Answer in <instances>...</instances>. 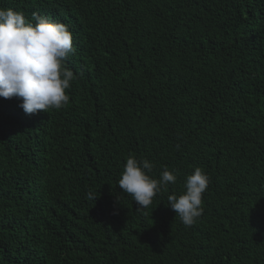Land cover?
<instances>
[{
  "label": "trees",
  "instance_id": "16d2710c",
  "mask_svg": "<svg viewBox=\"0 0 264 264\" xmlns=\"http://www.w3.org/2000/svg\"><path fill=\"white\" fill-rule=\"evenodd\" d=\"M0 7L65 23L75 48L61 108L0 98V264H264V0ZM129 154L176 170L146 209L118 186ZM196 167L185 226L168 196Z\"/></svg>",
  "mask_w": 264,
  "mask_h": 264
},
{
  "label": "clouds",
  "instance_id": "9594fccd",
  "mask_svg": "<svg viewBox=\"0 0 264 264\" xmlns=\"http://www.w3.org/2000/svg\"><path fill=\"white\" fill-rule=\"evenodd\" d=\"M74 52L73 35L65 23L38 13L27 20L23 12L0 7V98L21 99L19 107L26 114L61 108L69 101L66 90L74 79L65 62ZM153 167L146 158L138 160L129 154L118 180L138 210L148 208L157 193L177 180L176 170L167 167L159 178L151 177ZM208 184V175L196 167L186 177L184 191L168 196V206L185 226L203 214L202 194ZM97 197L88 193V199Z\"/></svg>",
  "mask_w": 264,
  "mask_h": 264
}]
</instances>
